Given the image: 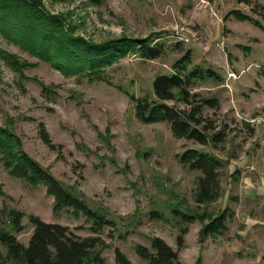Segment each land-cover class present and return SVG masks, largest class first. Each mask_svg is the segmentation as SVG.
<instances>
[{"label":"rangeland","instance_id":"1","mask_svg":"<svg viewBox=\"0 0 264 264\" xmlns=\"http://www.w3.org/2000/svg\"><path fill=\"white\" fill-rule=\"evenodd\" d=\"M21 1L88 43L147 38L150 45H165V51L153 61L130 53L102 70L106 81L96 80L88 69L67 75L43 62L11 42L14 33L7 35L0 26V129L20 143L18 151L112 222L94 234L82 214L54 212L44 185L9 175L0 156V232L26 246L33 215L67 226L81 238L99 237L87 264H116V250L130 264H149L136 247L153 252L154 239L176 252L175 264H264V0H250L249 6L238 0H101L99 6L86 0ZM232 11L249 19L239 20ZM7 22L14 30L13 21ZM187 51L188 69L218 75L188 88L198 99L217 104L201 108L214 126L207 135L223 133L224 141L215 147L174 138L167 122L146 124L135 117L132 97L155 99L152 81L171 74ZM40 124L55 151L41 141ZM190 148L224 164L222 194L214 203L194 202L200 173L177 158ZM226 209V232L204 238L209 217ZM16 212L23 214L19 232L10 223ZM191 215L196 218L187 224L184 217ZM3 260L0 244V264Z\"/></svg>","mask_w":264,"mask_h":264},{"label":"trees","instance_id":"2","mask_svg":"<svg viewBox=\"0 0 264 264\" xmlns=\"http://www.w3.org/2000/svg\"><path fill=\"white\" fill-rule=\"evenodd\" d=\"M86 1L94 6L101 4V0ZM250 2V0H238V3L246 6H249ZM27 5L28 3L21 0H0L1 30L10 36L14 33V38H9L11 42L20 43L23 50L59 68L67 75L77 73L79 68H85L90 71V74H96V80H104L101 76L102 70L130 53L137 54L141 60L153 61L162 56L165 51V45L157 42L150 45L147 38L111 40L105 45L100 44L101 46L88 43L81 37L72 36L58 21L49 18L42 11L33 12V14ZM22 12H25V15H22ZM230 14L239 20L249 19L247 15L239 11H232ZM8 20L13 21L14 30L10 29L11 24L7 22ZM190 63V53L187 51L175 61L171 74L158 75L154 78L151 89L155 99L132 97L135 103V117L146 124L167 122L174 138L193 141L200 146L212 144L215 147L224 141L223 133L207 135L214 130V126L202 117L201 108L203 106L215 108L217 104L212 99H198L197 95L190 94L188 88L204 79L217 80L218 75L213 70L202 67L188 69ZM66 64L70 65L66 66ZM170 102H180L186 108L177 109L174 105H169ZM0 134V156L4 169L9 175L31 186L43 184L46 195L53 200L54 212L72 210L75 214H82L92 222L90 229L94 234L102 227L112 224L100 213L90 210L79 196L63 188L39 164L18 151L20 143L10 133L0 129ZM39 137L50 150H56L43 124L39 125ZM177 158L179 163L190 171L200 173L195 178L193 193L195 204L205 206L216 202L222 194L223 162L214 155L192 148L184 150ZM228 217L230 214L227 209L216 217L210 216L209 222L203 227L202 236L204 238L222 236L227 229ZM22 218L21 213L12 214L10 223L14 231L21 230ZM184 218L188 224L195 220L196 215ZM204 218L209 219L207 216H201V220H205ZM28 219L33 226V231L26 246L20 244L13 235L0 232V244L6 251V260H3V264H87L93 251L101 244L99 237L81 238L67 226L46 223L33 215H30ZM151 248L153 252L145 247L137 246L136 252L149 264L176 263V252L162 240L154 239ZM115 262L130 264L118 250L115 251Z\"/></svg>","mask_w":264,"mask_h":264}]
</instances>
